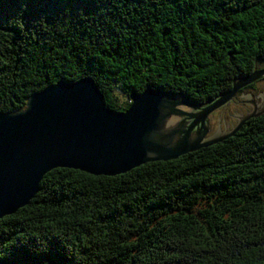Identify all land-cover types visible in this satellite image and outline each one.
Instances as JSON below:
<instances>
[{
  "label": "trees",
  "instance_id": "trees-1",
  "mask_svg": "<svg viewBox=\"0 0 264 264\" xmlns=\"http://www.w3.org/2000/svg\"><path fill=\"white\" fill-rule=\"evenodd\" d=\"M40 2L50 7L0 0V113L86 78L117 114L148 87L204 104L264 69V0ZM53 259L264 264V115L221 143L116 177L48 173L28 206L0 220V262Z\"/></svg>",
  "mask_w": 264,
  "mask_h": 264
},
{
  "label": "water",
  "instance_id": "water-1",
  "mask_svg": "<svg viewBox=\"0 0 264 264\" xmlns=\"http://www.w3.org/2000/svg\"><path fill=\"white\" fill-rule=\"evenodd\" d=\"M263 78L264 69L255 71L204 104L148 87L131 96L132 104L122 114L107 108L104 95L90 78L59 82L33 94L25 110L0 113V220L28 206L43 178L55 169L116 177L148 163L177 160L235 136L247 121L264 115V94L256 97L255 104L251 94L243 93L241 99L253 111L232 116L238 125L227 133L226 126L221 133L219 124L218 132L210 136V116ZM85 84L86 88L79 87Z\"/></svg>",
  "mask_w": 264,
  "mask_h": 264
},
{
  "label": "rangeland",
  "instance_id": "rangeland-1",
  "mask_svg": "<svg viewBox=\"0 0 264 264\" xmlns=\"http://www.w3.org/2000/svg\"><path fill=\"white\" fill-rule=\"evenodd\" d=\"M261 93L264 94V80L259 81L253 89L244 92V96H246V94H251L252 102H255L256 104L258 102V100H256V97H258ZM242 95H243L242 93H238L237 96L233 99V101H231L225 107L215 111L210 116L211 119L210 136H213L218 132L219 124H220L221 133L225 132V126H226V133L232 130L233 126L234 127L237 126L238 120L232 116L235 115L247 116L248 113H251V111H253L252 107L246 103H242L243 105L238 104L239 102L242 101L246 102L245 98L241 99ZM259 101L261 103L262 98H259ZM262 110H264V105L262 106ZM228 124H229V128H228Z\"/></svg>",
  "mask_w": 264,
  "mask_h": 264
},
{
  "label": "snow or ice",
  "instance_id": "snow-or-ice-1",
  "mask_svg": "<svg viewBox=\"0 0 264 264\" xmlns=\"http://www.w3.org/2000/svg\"><path fill=\"white\" fill-rule=\"evenodd\" d=\"M27 2L29 4V7L31 9H33L34 11H36L37 13H39V11L41 9H45V8L50 7L49 5L41 3L40 0H27ZM63 8H73V7L69 6V7H63ZM77 8H81V7H77ZM79 87L80 88H86L87 85L86 84L85 85H80ZM52 264H59V262L56 259H53Z\"/></svg>",
  "mask_w": 264,
  "mask_h": 264
},
{
  "label": "flooded vegetation",
  "instance_id": "flooded-vegetation-1",
  "mask_svg": "<svg viewBox=\"0 0 264 264\" xmlns=\"http://www.w3.org/2000/svg\"><path fill=\"white\" fill-rule=\"evenodd\" d=\"M242 103H244V102H242ZM242 103H239L240 105H243Z\"/></svg>",
  "mask_w": 264,
  "mask_h": 264
}]
</instances>
